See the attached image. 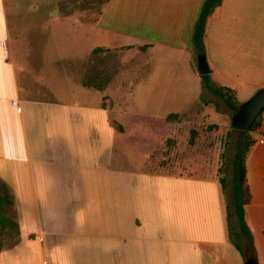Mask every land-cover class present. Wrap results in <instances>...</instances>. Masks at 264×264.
I'll return each instance as SVG.
<instances>
[{
    "label": "crops",
    "instance_id": "crops-1",
    "mask_svg": "<svg viewBox=\"0 0 264 264\" xmlns=\"http://www.w3.org/2000/svg\"><path fill=\"white\" fill-rule=\"evenodd\" d=\"M55 2L0 0V181L20 229L0 264H264V112L242 172L252 236L243 251L221 181L203 164L185 175L150 165L177 133L168 117L208 91L192 41L205 0H108L94 21L61 17ZM61 22L64 49L49 37ZM205 44L213 83L240 106L264 88V0H222ZM96 48L148 55L127 100L106 104L107 88L84 84ZM135 136L145 158L123 167L118 148Z\"/></svg>",
    "mask_w": 264,
    "mask_h": 264
},
{
    "label": "rangeland",
    "instance_id": "rangeland-1",
    "mask_svg": "<svg viewBox=\"0 0 264 264\" xmlns=\"http://www.w3.org/2000/svg\"><path fill=\"white\" fill-rule=\"evenodd\" d=\"M104 2L105 0H58L55 4L60 7L61 17L76 15L81 19L94 21ZM52 29L49 34L50 43L62 49L68 48L67 23L61 22L60 26H54ZM143 53H146L145 50ZM82 66L84 81L88 77L97 76V82L103 85L104 89L107 88L104 102L114 105L116 98L127 100L130 97V87L147 70L148 55L136 53L128 48L109 49L96 56L92 55ZM235 113L221 97L205 91L200 104L180 115L177 133L165 140L164 149L160 150L163 156L151 159L152 169L172 175H185L193 165L203 164L206 177L215 180L227 178L224 191L226 197L230 198L235 173L232 160L236 155L239 139L238 131L233 130L231 126ZM148 124L140 126L141 130L145 128L143 131L149 132L147 129H152V126ZM121 128L119 126V129ZM253 132L255 131L249 132L251 137ZM152 139L157 140V135H153ZM138 140L140 139L136 136L131 140L126 139V143L118 148V152L123 156L119 163L123 167L136 168V162H143L147 150L136 145ZM243 145L245 146V143ZM14 242V238H6L3 248L11 246Z\"/></svg>",
    "mask_w": 264,
    "mask_h": 264
},
{
    "label": "trees",
    "instance_id": "trees-1",
    "mask_svg": "<svg viewBox=\"0 0 264 264\" xmlns=\"http://www.w3.org/2000/svg\"><path fill=\"white\" fill-rule=\"evenodd\" d=\"M108 1V0H105ZM222 3V0H205L200 15L194 24L193 32H192V41H193V52L196 56V61L198 55L206 54V44H205V35H206V25L208 18L210 15L218 8ZM105 51H109V49L105 48H96L93 51V56L101 54ZM99 78L96 77H88L84 81V84L89 87H95L99 90H104V86L97 82ZM203 83L205 88L211 92L212 94L221 97L225 103L237 112L240 108V103L233 96L232 91L228 88H220L217 87L209 74L202 76ZM181 114H172L168 117V119H178ZM263 116L262 114L259 116L257 121L254 124L253 131L258 130L262 127ZM239 139L236 155L232 160L233 168H234V178L232 185V194L231 197L228 198L230 208L233 211H229V219H230V235L231 239L236 245V247L242 250L241 242L243 237H246L250 244L251 243V233L247 226L246 218H245V205L248 202V191L245 187L242 172L244 170V162L247 157V153L250 150L251 146L254 144L255 140L250 136V133L247 131H238ZM245 143V146L243 145ZM221 184L225 190L227 186V178L222 177L220 179ZM13 204V198L11 192L7 185L0 181V252L3 248L4 240L6 238H14L17 239L20 236V229L18 222L9 214L8 208ZM235 223L237 226L233 223ZM238 228V229H237Z\"/></svg>",
    "mask_w": 264,
    "mask_h": 264
},
{
    "label": "water",
    "instance_id": "water-1",
    "mask_svg": "<svg viewBox=\"0 0 264 264\" xmlns=\"http://www.w3.org/2000/svg\"><path fill=\"white\" fill-rule=\"evenodd\" d=\"M198 71L201 76L211 74L206 54L197 57ZM264 112V88L259 90L249 101L242 104L232 119V129L237 131L252 132L259 116ZM246 264H258L254 259H249Z\"/></svg>",
    "mask_w": 264,
    "mask_h": 264
}]
</instances>
